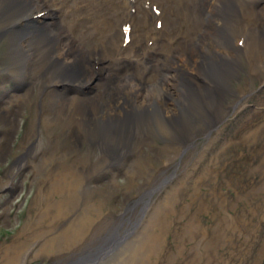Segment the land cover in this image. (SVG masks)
<instances>
[{"label": "bare ground", "instance_id": "bare-ground-1", "mask_svg": "<svg viewBox=\"0 0 264 264\" xmlns=\"http://www.w3.org/2000/svg\"><path fill=\"white\" fill-rule=\"evenodd\" d=\"M81 1L85 13H77L68 0L58 3L0 0V38H7L1 59L2 63L6 62V70L0 83L5 87L11 78L14 82L13 90L0 92V125L4 126L0 137L5 140L4 146L0 143V160L13 140L16 117L23 104H33L34 116L30 114L28 118L27 140L32 137L29 129H34V118L35 125H39V130L44 128L50 140L35 164L36 174L49 180L47 189L40 188L36 197L39 203H44L37 220L48 218L51 225L47 234L41 232L43 239L37 252L45 253L46 244L59 248L83 237L92 242L78 246L60 264H148V254L155 250L157 242L153 232L161 227L168 201H174V194L191 174L187 172L178 179L177 170L169 167L181 164L185 157L181 150L188 145L191 130L197 131L202 126L208 133L220 124L223 116L231 114L230 118L234 119L250 99L249 84L253 78L264 82V0H159L158 7L172 12L183 23L164 27L171 33V39L176 38L173 53L172 40H162L160 33L155 36L159 48H147L145 43L135 41L122 47V32L116 28L110 29V40L86 45V33L96 35L112 24L108 16L113 17L116 12L106 13L104 9L119 8L126 2ZM178 1L183 2L184 9ZM43 3L44 9L46 5L61 6L59 21L52 17V10L46 14L49 19L32 18ZM89 16H92L89 28L78 31L84 46L76 43L71 49L68 39L72 30L62 22L84 21ZM130 20L134 25L140 22L136 14ZM73 28L72 23L70 29ZM241 36L245 37L242 46L238 44ZM153 49L155 52L146 56L145 51ZM158 50L162 51L161 55L157 54ZM240 55H245V61ZM239 71L246 76L244 83L235 89L230 81ZM263 92L264 89L257 92L255 100L264 106ZM231 94L233 99L228 100ZM30 104L27 108L32 112ZM256 115L263 113L257 111ZM254 119L241 120L237 127L247 128L248 133L255 132L260 137L264 133V120ZM162 137L165 143L162 148L170 151L161 166L150 168L149 161L158 156L155 139ZM228 137L225 136L227 141L222 147L239 143L231 144ZM27 144L23 142L21 148L30 152L34 143L30 147ZM82 144H87V149L72 156ZM101 144L100 157L92 159V152ZM143 146L147 152H153L151 156L147 153L148 158L140 154ZM56 159L58 165L48 167ZM116 162L119 167L109 169ZM106 169L113 176L104 180L112 184L117 181L114 176L122 171L133 172L135 178L149 174L140 187L145 193L122 216L110 218L97 237L96 229L101 226L97 217L102 204L91 201L89 181L104 175ZM18 186L9 183L6 191L13 193ZM163 188L165 197L156 203L141 230L128 238L152 193ZM50 193L58 194L59 198H51ZM103 197L106 199L107 195ZM60 218L64 221L52 223ZM184 233L188 234L189 230L185 228ZM32 241L23 251L21 243L7 247L6 254L17 247L20 250L8 255L4 264H23L26 251L35 242ZM105 255H108L106 261L101 262Z\"/></svg>", "mask_w": 264, "mask_h": 264}, {"label": "rangeland", "instance_id": "rangeland-1", "mask_svg": "<svg viewBox=\"0 0 264 264\" xmlns=\"http://www.w3.org/2000/svg\"><path fill=\"white\" fill-rule=\"evenodd\" d=\"M6 48L7 38L2 37L0 77L6 70V62L1 61ZM245 76L246 73L239 71L230 81L232 87L238 89L240 84L244 83ZM5 84L3 87L0 83V92L13 90L12 78ZM249 85L252 91L248 95L251 96L240 111L239 118L236 116L232 119L231 114L225 115L219 120L220 124L208 133L202 126L198 127L197 131L191 130L190 141L181 150L185 156L181 164L176 168L169 166L177 170L178 179L182 176L184 178L187 172L191 174L174 194V201H168L166 212L161 217V227L153 232L157 242L155 250L148 254V264H264V133L257 137L255 132L251 135L247 128L237 127L238 122L244 119L264 120V106L255 100V94L264 89V82L253 78ZM235 93H238V90ZM34 95L37 96L36 92ZM227 98L232 100L233 95ZM33 101L35 103L36 99ZM27 105L23 104L16 117L17 130L6 156L0 160V264L5 263L8 255L20 250L17 247L6 254L7 247L21 243L23 251L37 235L41 237L32 241L35 242L26 251L23 264H60L61 259H68L78 246L84 247L92 240L78 237L72 242L60 245L59 248L46 244L45 253L37 252V247L43 239L41 232L47 234L51 225L47 223L48 218L39 222L37 220L44 203H39L36 197L40 188L47 189L49 180L42 174H36L35 164L43 149L49 147L50 140L44 128L39 130V125H35V118L34 129H29L32 137L27 140L28 118L30 114L34 116V105L30 104L32 112ZM8 106L13 110L12 105ZM257 111H262L263 115L257 116ZM198 116L194 113L195 118ZM3 127L0 125V133ZM235 134L239 135L234 137ZM225 136H229L231 144H240L222 147L227 141ZM23 142L28 143V147L34 143L30 152L21 148ZM0 143L4 146L5 140L1 137ZM155 144L158 156L149 161L150 168L161 166L170 151L169 148H162L165 144L163 137L156 138ZM86 145H80L71 155L85 151ZM102 147V144L97 145L92 152V159L100 157ZM139 150L144 158L153 153L147 152L145 146ZM58 160L49 163L48 167L57 166ZM119 165L118 162L113 163L109 169H116ZM109 169L104 171V175L95 176L89 181L93 194L91 201L102 204L100 215L97 217L101 224L96 229L97 237L108 226L110 218L122 216L132 202L145 193L140 187L148 180L149 173L135 178L133 172L122 171L114 176L117 181L112 184L104 180L113 176ZM3 181L7 183L4 184ZM9 183L19 185L15 192L6 191ZM164 189L152 193L128 238L141 230L156 203L165 197ZM103 194L107 195L106 199ZM50 196L59 198L58 194L50 193ZM63 219L53 220L52 223L57 224L64 221ZM185 228L189 230L188 234L184 233ZM107 257L108 255L102 257L101 262L106 261Z\"/></svg>", "mask_w": 264, "mask_h": 264}]
</instances>
